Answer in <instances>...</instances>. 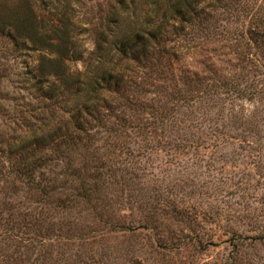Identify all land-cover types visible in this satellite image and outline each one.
<instances>
[{"label": "rangeland", "instance_id": "rangeland-1", "mask_svg": "<svg viewBox=\"0 0 264 264\" xmlns=\"http://www.w3.org/2000/svg\"><path fill=\"white\" fill-rule=\"evenodd\" d=\"M31 2L44 22L52 15L57 24L68 18L69 43L54 51H68L71 72L96 64L98 45L105 53L132 35L145 15V0ZM204 5L210 9L211 2ZM223 5L209 14L203 31L190 29L176 39L181 50L173 80H145L162 86L159 96L148 97L173 108L176 119L149 140L118 151L119 172L113 185L101 189L98 207H106L107 218L120 217L123 228L105 230L77 208L71 213L78 220L70 232L75 238L40 248L41 264H50L42 262L43 255L50 258L47 252L58 264H134V258L144 264H264V0ZM0 45L4 146L31 119V86L54 78L36 70L46 51L14 46L6 36ZM195 75L203 82L189 87L199 91L181 93L180 78L194 81ZM174 87L187 97L171 102L165 95Z\"/></svg>", "mask_w": 264, "mask_h": 264}, {"label": "trees", "instance_id": "trees-1", "mask_svg": "<svg viewBox=\"0 0 264 264\" xmlns=\"http://www.w3.org/2000/svg\"><path fill=\"white\" fill-rule=\"evenodd\" d=\"M206 1L145 0V15L132 35L105 53L98 45L97 63L71 72L65 65L68 51H54L69 43L68 18L58 19L61 25L53 22L54 15L44 22L31 0H0V40L6 36L14 46L29 43L46 51L49 56L40 58L36 70L40 77L54 78L48 85L38 81L31 86L36 103L30 107V121L23 120L26 131L0 146V264H41L40 248L75 238L70 232L78 220L71 213L77 208L105 230L123 228L120 217L110 213L107 218L106 207L99 209L101 189L113 185L119 172L118 151L149 140L176 119L173 108L155 99L164 92L162 86L145 80L174 79L181 50L176 39L185 38L190 29L203 31L209 14L225 8L223 0H209L205 10ZM2 77L0 73V82ZM183 77L184 92L174 87L165 95L171 102L187 97L180 92L199 91L189 87L200 84L197 75L194 81ZM149 94L156 96L149 99ZM101 149L113 150L102 156ZM47 254L50 258L43 255L42 262L58 264L59 258ZM132 263L144 264L137 258Z\"/></svg>", "mask_w": 264, "mask_h": 264}]
</instances>
